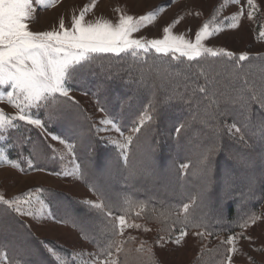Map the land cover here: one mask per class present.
<instances>
[{
	"label": "trees",
	"instance_id": "16d2710c",
	"mask_svg": "<svg viewBox=\"0 0 264 264\" xmlns=\"http://www.w3.org/2000/svg\"><path fill=\"white\" fill-rule=\"evenodd\" d=\"M155 55L139 61L108 54L67 84L96 99L123 133L140 126L145 109H154L153 121L133 134L127 150L104 143L85 110L66 97L39 109L37 118L48 132L73 146L83 182L113 216L124 214L125 198L145 203V211L154 209V215L174 212L195 198L190 211L193 222L201 226L186 229L214 236L234 234L264 203V56L239 62L209 58L200 66L211 81L207 83L196 67L185 66L188 62L169 63V58ZM200 87L207 91H198ZM230 123L237 125L243 140L229 132ZM6 136L0 144L12 161L23 166L30 162L29 170L58 171L33 126L22 122ZM51 194L58 202L56 217L81 230L99 252L111 237L104 212L65 194ZM203 205L220 216H208ZM160 223L168 231L167 224ZM180 228L175 225L169 234ZM121 253L125 264H156L140 251ZM0 255L11 264H59L27 224L3 205ZM222 259L218 254L206 264H224Z\"/></svg>",
	"mask_w": 264,
	"mask_h": 264
},
{
	"label": "rangeland",
	"instance_id": "374dc122",
	"mask_svg": "<svg viewBox=\"0 0 264 264\" xmlns=\"http://www.w3.org/2000/svg\"><path fill=\"white\" fill-rule=\"evenodd\" d=\"M93 2L94 0H60L55 7L42 9L37 6L35 20L31 22L30 27L33 31L53 30L58 27L61 19H63L66 26H70L73 14H78L85 5ZM224 3L225 0H95L96 6L86 18L94 20L103 17L115 23L120 15L116 11L117 8L137 18L163 9L153 23L135 33L134 38L160 39L163 37V29L172 26L179 20V23H176L173 29L174 34H183L194 40L200 27L211 20L216 14V10ZM255 3L257 11L251 19L247 15L246 0H241L240 5L229 3L227 7L223 8L217 17V22L222 21L225 26L230 18L240 10L241 6L244 7L245 14L237 28L225 27L224 31L206 40V46L224 49L234 53L237 57L245 53L249 57L264 56V40H261L258 36V32L264 27V0H255ZM69 89L70 99H68L85 110L99 138L104 143L113 145L119 150H127L128 147L121 149L115 142H124L125 137H132L135 132H122L123 135H121V131L117 132L115 130L117 126L108 115L104 111H100L101 106L96 99L86 93ZM0 108H3L9 115L16 114V109L6 102H0ZM31 113L33 118L38 117V110L33 109ZM101 121H111V123H101ZM18 123L22 124V122ZM231 125L238 128L236 124L230 123L227 126L228 129ZM31 126L39 131L43 140L42 143L46 146L44 148L50 154V160L55 161L58 171L29 170V165L23 166V164H18L16 161L14 162L19 165L18 168L9 164H0V194L11 200L32 192L34 194V211L35 207H38L36 197H39L45 206L43 214H39L34 218L33 216L13 212L47 246L50 255H52V251H55L67 261V264H81L82 258L74 254L97 253L98 251L86 239L81 230L73 224L56 217L57 207L55 204L57 201L55 195L51 193L65 194L94 210L98 209L92 205L105 203L91 187L83 182L74 148L72 147L69 151L67 147L70 143L61 136L48 132L44 125L43 129L35 125ZM230 133L239 140L244 139L241 131L235 132L233 129ZM54 136L60 137V140H63L64 143L53 139ZM0 149H3L1 144ZM205 206L203 205L202 208L204 207L208 216H220L219 211L208 207V205ZM256 216L259 218L255 223H250L248 227L241 228L238 232L226 236H214L205 230L196 228L186 229L188 234L179 244H176L175 240L180 234V229H177L173 234H169V231L163 228L161 221L153 218V212L144 211L140 217H137L135 210H133L127 219L141 224L142 227L139 229L126 228L120 239L125 241L124 250L128 251L129 254L134 250L139 252L141 243H143L145 247L140 252H142V255L151 257L156 264H206L207 262H214L213 258L218 254L223 256L224 264L228 255H231V264H264V203ZM144 228H148L149 231H144ZM196 233H203L204 235L199 236ZM230 236L237 237L236 246L238 251L235 254L228 252L230 246L223 243ZM161 237H163L162 240ZM148 248H151V253L147 251ZM115 255L120 264H125L120 260L122 253ZM0 257L3 256L0 255ZM53 257L59 263L56 256ZM3 258L4 264H11L6 257ZM83 259L88 260L91 257L85 255Z\"/></svg>",
	"mask_w": 264,
	"mask_h": 264
},
{
	"label": "snow or ice",
	"instance_id": "6c2138e0",
	"mask_svg": "<svg viewBox=\"0 0 264 264\" xmlns=\"http://www.w3.org/2000/svg\"><path fill=\"white\" fill-rule=\"evenodd\" d=\"M59 2L60 0H0V102H6L16 109L15 115H9L3 108H0V140L7 139L6 133L9 130L19 128L18 122H25L43 129L41 120L33 118L31 110L47 108L50 104H55L58 97L70 99V89L67 84L79 73L91 67L98 59L108 54L145 61V58L154 52L155 58H169L167 61L169 63L176 61L185 64L186 61L188 63L185 66L196 67L207 83H211V81L208 80L200 66L209 58H227L237 62L249 60L246 53L237 57L232 52L207 47L205 44L206 40L224 31L225 27L235 29L239 26L245 14L243 6L230 18L226 26L222 21L217 22V17L229 3L240 5L241 0H225V3L216 10L212 19L205 22L196 32L194 40L183 34H174L173 29L179 20L172 26L165 27L163 37L160 39L134 38V34L153 23L163 9L137 18L117 8L116 11L120 15L115 23L103 17L88 20L86 17L96 6L95 0L91 4L85 5L78 14H73L70 26H66L61 19L58 27L53 30L33 31L30 24L35 20L37 6L47 9L55 7ZM246 4L247 15L251 19L257 11V5L255 0H246ZM258 36L264 40V27L258 32ZM198 91L206 92L207 89L200 87ZM213 103H215L214 99ZM100 111H104V109L101 108ZM152 112L154 109L151 111L145 109L139 118L140 126L134 127L132 131L139 132L140 127L146 121H153ZM101 123H111V121H101ZM233 129L235 132L240 131L235 125H231L228 130L231 132ZM115 130L120 132L118 127H115ZM121 135H123L122 132ZM53 139L60 140V137L54 136ZM60 142L64 143L63 140ZM131 142L132 137L127 136L124 142L116 141L115 143L121 149H125ZM67 147L71 151L73 146L68 144ZM121 154L124 155L123 152ZM206 161L207 157L202 163H206ZM0 164L19 167L9 159L3 149H0ZM29 166H31L30 162ZM181 167L186 169L188 165L184 164ZM33 195L32 192H29L23 197L9 200L0 194V205L21 215L36 218L39 214H43L45 206L39 197H36L38 207H35L34 211ZM194 204L195 198H191L189 203L183 204L178 210L160 212L153 217L157 221L165 222L168 231H171L177 224L181 226L180 234L175 240L176 244H179L188 234L186 228L189 225L192 227L201 226L192 220L190 209ZM123 205L124 214L118 216L112 215L108 205L103 203L92 205L103 211L105 217L109 219L111 237L104 247L99 248L97 253L74 254L82 258L81 264H120L115 255L124 251L125 241L120 237L124 235L126 228L139 229L142 227L141 224L135 223L127 217L133 210H135V215L140 217L147 207L145 203L133 201L131 198H125ZM152 211L155 213L154 209ZM258 218L253 215L240 227L246 228L250 223H255ZM144 231H149V229L144 228ZM196 234L204 235L203 233ZM162 239L163 237H161ZM236 241V236H230L227 241L223 242L230 246L228 252L235 254L238 251ZM144 247V244L141 243L139 250L143 251ZM147 251L151 253V248H148ZM52 255L56 256L59 264H67V261L55 251H52ZM85 255L91 259H83ZM0 264H4L3 257H0ZM225 264H231V255L226 256Z\"/></svg>",
	"mask_w": 264,
	"mask_h": 264
}]
</instances>
